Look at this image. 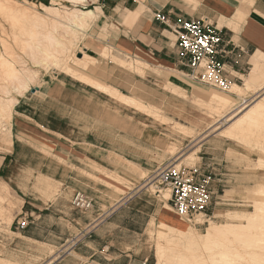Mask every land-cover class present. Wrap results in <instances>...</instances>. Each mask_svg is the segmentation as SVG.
I'll list each match as a JSON object with an SVG mask.
<instances>
[{
	"label": "rangeland",
	"instance_id": "rangeland-1",
	"mask_svg": "<svg viewBox=\"0 0 264 264\" xmlns=\"http://www.w3.org/2000/svg\"><path fill=\"white\" fill-rule=\"evenodd\" d=\"M16 1L24 7L35 4L40 9L39 5L43 4L57 10L60 16L54 15L56 18H51L53 14L45 15L47 23L40 32H50L61 45L52 49L53 57L37 63L31 53L30 37L21 26L14 27L0 14V53L13 63L20 75L27 77L24 85L7 80L5 75L0 77V98L12 104L9 114L4 116L6 119L0 117V157L7 158L3 172H0V264H105V256L99 251H107L106 247H110L111 256L107 259L111 264H157L155 252L159 240L156 233L161 221L155 219V214L159 210L164 209L177 217L178 226H172L177 231L185 232L191 228L199 234L205 233L211 224L228 227L240 223L232 218L254 213V203L259 200L255 194L264 189V117L255 124L256 127L253 126L245 140L240 136L233 138L228 132H225L226 136L223 130L245 108L258 101L264 102V54L257 53L251 59L244 75L239 76L241 89L232 93L234 95L230 94L231 85L228 90L221 91L191 81L182 74L177 75L179 85L172 86L168 79L174 73L144 71L149 68L136 59L119 57L112 52L108 46L109 23L106 22L111 11L101 7L105 4L103 0H86V4L71 0H27L29 4L24 2L26 0ZM249 2L253 5L255 0ZM77 9L91 10L95 17L84 26L73 25L67 14ZM244 19L245 16L239 14L238 26ZM175 30L172 33L176 45ZM90 36L104 42L105 48L96 55L88 53L96 61L86 69L76 64V56L85 52L83 45ZM3 70L7 72L8 69ZM56 74L60 76L58 79L54 78ZM251 74L254 76L253 87L247 89L245 83ZM84 75L111 82L118 86L121 96L134 98L145 106L144 109L120 102L112 93L117 90L100 89ZM83 85L98 89L100 163L109 166L98 170L101 186L96 187L86 178L87 170H92L85 162V168L79 167L81 163L77 161L68 168L61 167L23 145L13 155L9 154L14 114L21 101L26 109L33 88H44L45 93L47 91L53 97L62 94L61 105H53L47 99L33 101L32 106H37L41 117L48 114L46 118L52 123L53 117L57 122L65 117L69 130H77L83 123L85 107L89 106V113L92 108L83 99L84 95L90 94V91L82 92V88H86ZM211 93L223 96V105L214 111L208 106ZM10 99L16 102L13 104ZM62 105L68 109L64 110ZM96 105L94 101V108ZM167 165L178 169L197 166L212 173L214 196L205 216L195 219L200 221L181 220L171 209L170 191L155 184L157 171ZM54 175L65 180L68 189L64 191L48 179ZM77 191L85 192L83 194L93 199L92 210L81 211L73 207ZM32 212L36 213L33 217ZM259 221L244 232L245 227H237L238 236L243 233L240 238L243 242L237 235L235 238L232 237L235 235L228 236L230 240L227 238L234 245L225 241L227 253L238 251L240 256L245 254L244 258H232L233 254H228L215 264H264V220ZM22 223L25 229L21 228ZM235 245L236 250L233 249ZM179 248L182 252V247ZM93 253H97L94 259H88Z\"/></svg>",
	"mask_w": 264,
	"mask_h": 264
},
{
	"label": "crops",
	"instance_id": "crops-1",
	"mask_svg": "<svg viewBox=\"0 0 264 264\" xmlns=\"http://www.w3.org/2000/svg\"><path fill=\"white\" fill-rule=\"evenodd\" d=\"M242 1L245 3V0H103L105 4H102L101 7L111 11L109 16H106V22L109 23L108 46L115 55L136 59L143 66L149 68L144 71L151 72L150 70H153L160 73L172 72L176 74H172L168 82L172 86L175 83L179 85L178 80L180 79L177 77L179 74L193 80L190 76V69L178 60L176 52L178 49H176L172 30L180 23L190 19L207 20L221 31L223 44L219 59L224 65L225 75L232 84L238 85L241 81L240 77L248 69L247 66L251 59L257 53L264 54V4L255 0L249 9L247 4L243 3L241 6ZM239 14L244 15L245 19L238 26ZM157 15L164 16L167 22L159 21L156 18ZM236 25L238 30L235 29ZM103 45L105 43L97 37L90 36L86 39L83 47L87 55L88 53L96 55L104 50L105 46ZM92 58L96 60L95 57ZM147 72L144 73L147 74ZM56 75L57 77L54 78L58 79L60 76ZM84 76L90 77L97 84L119 92L118 86H114L111 82L100 80L91 75ZM163 79H166L164 75ZM58 82L62 85L60 81ZM50 83L54 84V82ZM83 86L86 88L83 87L82 92L90 91V94L84 95L83 99L88 101L92 108L89 113V106L85 107L86 112L82 113L83 123L81 126H77V130H69L64 120L65 117H61L58 122L56 117H53L54 122L52 123L46 118L48 114H43L41 117L37 106H32L33 101L44 102L47 99L53 105H61L62 94L59 97H53L49 96L47 91L45 93L44 88H33L31 97L27 99L29 103H23L26 105V109L23 108L22 101L18 103V111L14 114L10 129L12 145L9 154L13 155L23 145L36 154L44 156L47 160L56 162L61 167L68 168V165L77 161L81 163L79 167L85 168L83 166V162H85L92 170H87L86 178L91 182V185L96 187L101 186L98 170L106 169L109 166L100 163V108L99 96H96L98 89L91 85ZM175 87L181 89L182 86ZM107 100L106 103L110 102L111 98ZM94 101L97 103L95 108ZM62 106H64V110L68 109L65 105ZM46 151L53 154L45 155ZM84 152L86 155H83ZM6 161V156L0 157V172ZM12 162L10 160V163ZM38 175L44 177L42 172H38ZM48 177H52L48 179L64 191L68 189L65 180L57 179L55 175ZM35 214L32 212L31 216L33 217ZM155 215L156 220L170 226H178L177 217L164 209L159 210ZM29 239L32 240L31 237ZM104 249L107 251L100 250L99 253L105 256V264H111V261L107 259L111 256L110 247ZM96 255L97 253H93L88 259H94ZM81 257L85 258L86 256L81 255Z\"/></svg>",
	"mask_w": 264,
	"mask_h": 264
},
{
	"label": "bare ground",
	"instance_id": "bare-ground-1",
	"mask_svg": "<svg viewBox=\"0 0 264 264\" xmlns=\"http://www.w3.org/2000/svg\"><path fill=\"white\" fill-rule=\"evenodd\" d=\"M52 1L56 2V0H52ZM71 1H73L76 4H86L87 3L86 0H71ZM24 2L26 4L27 3L29 4L27 0ZM243 3L244 1H242L241 6ZM244 4L249 5L248 8L250 6L252 7V4L249 2V0H245ZM34 5L35 4H33V6L31 7H24L23 5L21 6V4H19V2H17L16 0H0V14L5 16V18H8V20L11 22V24L14 27L21 26V30L24 33H26L31 39V42H30L31 43L30 48L32 50L31 53L36 58V62L41 63L40 61L49 60L51 56L53 57L54 54H53L52 49L55 46L61 45L60 42L57 40V38L54 37L53 34H51L50 32L48 31L47 32L41 31L42 33L40 32V29L44 28L45 24L47 23L45 15H48L49 17V14L50 15L53 14L54 16V15H59V13L57 12V10H51L49 7L43 4L39 5L40 9L39 8L37 9V7ZM249 11L248 12L246 11V13H249ZM242 13L245 15L244 12ZM67 16H68V20L73 25L84 26L89 20H92L95 17V13L91 10L82 11V10L77 9L74 12H71V13L69 12ZM51 18H56V17L51 16ZM2 44L4 45V47H6L5 42H2ZM76 60H77L76 64L79 67H83L86 69H88L90 65H94L96 61L91 56L87 55L86 52L84 51L80 52L79 55L76 56ZM14 67L15 66L13 65V63L10 62L9 60H6L0 53V77L1 75L2 76L5 75V78L7 77V80L10 79L15 82L17 81L21 85L23 82L26 81L27 77L20 75L19 72H17L16 68ZM3 68H5V70L8 69L7 72L6 71L4 72ZM253 83H254V76L251 74L250 78L246 80V83H245L246 84L245 86H247L246 88L247 89L249 87L251 88ZM94 84L97 85L100 89L109 90L105 86H102L95 82ZM231 86H232V92L230 93L231 91L230 90L229 91L230 94L235 93L241 89V86H238L236 84H231ZM112 93L114 94L116 99H118L120 102L126 105L137 107L141 110H143L145 107L143 104H140L136 102L135 100H133L134 98L132 99V98L121 96L119 92H116V91H112ZM9 101L12 102L13 104L16 102L15 99H10ZM222 105H223V96L217 93H211L208 99V106L211 108V110L214 111L215 109L220 108V106ZM11 106L12 104L4 102V100L0 98V117H4L5 115L9 114ZM263 117H264V102L262 101L255 102L251 106L245 108V110L241 113V115L235 118L233 120V123L228 128L223 130V132L224 134L225 132L226 133L228 132V135L230 134L233 138L240 136L241 139L245 140L247 137H249V135L253 131L252 130L253 126H255V124L257 123H260V120H262ZM4 119H6V117H4ZM225 135L228 136L227 134ZM169 195L171 198V194ZM255 195L258 197L259 200L255 201L254 203V213L250 215L241 214L242 216H236V218L235 217L232 218L233 220L239 221L240 222L239 224L235 223V224H231L230 226L227 225L228 227L224 225L211 224V226L207 228L205 233L199 234L195 230H192L191 228H189V230H186L185 232H182L179 230L177 231L172 226L160 223L159 230L156 233L157 238H158L157 241L159 240L157 247H156V252H155L157 264H210V263L215 264L219 260L226 257L228 254H231V253H227V250L226 251L224 250V244L226 243L225 242L226 240H227V244L234 245L232 243V240H231V243H229L228 236L235 235V236H232L235 238L236 235L238 236L237 227H245L243 228V230L241 229L244 232V230L247 227H248L247 230H249L250 227L254 224V222L262 220V219L264 220V216L261 214V211L264 210V189L258 191ZM167 197L168 196H166V198ZM170 198L168 197V199ZM197 221H200V220H197ZM197 221L195 220V222ZM153 225L154 224H152L151 227H153ZM233 227H235L236 230H234ZM241 234L243 235V233H239V235ZM241 236L240 237L238 236V239H240ZM166 237H169V239ZM245 238H246V235H245ZM241 239L240 241L243 242ZM163 243H165V245ZM174 245L175 246L177 245V248L179 250H180L179 247H182V252H180L177 248L174 249L173 248L175 247ZM236 247L237 246L235 245V248L233 249L236 250ZM171 248H173L172 250H175L173 254H169V252L172 251ZM183 248H184V251H183ZM176 250H178L179 252L177 253ZM232 254H233V257L231 256L232 258H235V257L244 258L245 257L244 256L245 254L242 255L244 257L240 256V254H238V251L237 253H232Z\"/></svg>",
	"mask_w": 264,
	"mask_h": 264
},
{
	"label": "built area",
	"instance_id": "built-area-1",
	"mask_svg": "<svg viewBox=\"0 0 264 264\" xmlns=\"http://www.w3.org/2000/svg\"><path fill=\"white\" fill-rule=\"evenodd\" d=\"M264 4V0H256ZM157 19L167 22L162 15ZM176 46L182 64L190 69L192 80L207 86L226 91L231 81L225 75L224 65L219 57L222 54L223 39L217 26L207 20L190 19L180 23L175 30ZM157 187H164L171 194V208L174 213L188 223L197 217L205 216L213 200V175L197 166H164L154 180ZM72 205L75 209L89 211L94 201L85 194L74 195ZM25 229V224H21Z\"/></svg>",
	"mask_w": 264,
	"mask_h": 264
}]
</instances>
